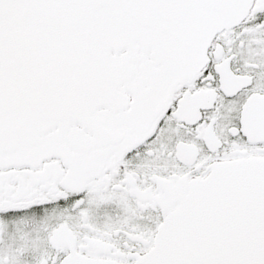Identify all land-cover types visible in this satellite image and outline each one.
<instances>
[{
	"label": "snow or ice",
	"instance_id": "6c2138e0",
	"mask_svg": "<svg viewBox=\"0 0 264 264\" xmlns=\"http://www.w3.org/2000/svg\"><path fill=\"white\" fill-rule=\"evenodd\" d=\"M0 264H264V0H0Z\"/></svg>",
	"mask_w": 264,
	"mask_h": 264
}]
</instances>
